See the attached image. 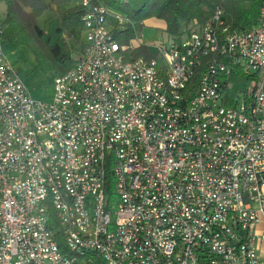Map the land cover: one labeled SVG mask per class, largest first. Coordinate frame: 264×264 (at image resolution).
Listing matches in <instances>:
<instances>
[{"label": "built area", "instance_id": "built-area-1", "mask_svg": "<svg viewBox=\"0 0 264 264\" xmlns=\"http://www.w3.org/2000/svg\"><path fill=\"white\" fill-rule=\"evenodd\" d=\"M78 3L84 49L49 101L0 38V264H264V0L245 30L217 8L155 46L162 66L125 58L123 15ZM236 70L250 104H225Z\"/></svg>", "mask_w": 264, "mask_h": 264}, {"label": "trees", "instance_id": "trees-1", "mask_svg": "<svg viewBox=\"0 0 264 264\" xmlns=\"http://www.w3.org/2000/svg\"><path fill=\"white\" fill-rule=\"evenodd\" d=\"M262 1L91 0L93 3H103L127 19L122 28L112 29L121 44H131L125 51V58L157 59L160 66L162 61L156 47L140 40L145 20L152 18L163 21L166 33L171 38L178 39L192 27L193 23L202 24L211 17L215 9L220 8L232 29L245 30L256 21ZM3 2L5 15L0 22V38L6 51L10 46H25L34 56L33 70L51 74L52 77L63 74L72 67L75 59L72 57L69 40L81 43L78 50L80 53L84 49L81 22L84 8L78 0H3ZM47 10L53 11L55 15L45 29L38 25L37 19ZM252 80L254 77L236 70L235 75L227 80L229 84L226 87L225 104L233 105L238 92H244L246 104H250L252 87L249 90L248 87ZM110 168V163L107 162L103 188L108 199L112 197L114 189V178ZM52 228L58 234V227L53 225ZM87 258L91 259L92 264H104L96 254H89Z\"/></svg>", "mask_w": 264, "mask_h": 264}, {"label": "rangeland", "instance_id": "rangeland-1", "mask_svg": "<svg viewBox=\"0 0 264 264\" xmlns=\"http://www.w3.org/2000/svg\"><path fill=\"white\" fill-rule=\"evenodd\" d=\"M4 12L5 5L3 0H0V22L3 18L2 16ZM54 15L53 11H45L37 19L38 25L46 29L48 22L54 18ZM140 40L149 45L162 46L168 43L170 36L166 33L163 26L146 23L142 29ZM69 45L72 51V57L73 59H76L80 55L78 50L80 49L81 43H75L69 40ZM7 55L14 63L19 75L26 82L31 96L40 101L51 100L53 77L51 74H43L39 71L33 70L35 66V59L30 50H28L25 46H10L7 49Z\"/></svg>", "mask_w": 264, "mask_h": 264}, {"label": "crops", "instance_id": "crops-1", "mask_svg": "<svg viewBox=\"0 0 264 264\" xmlns=\"http://www.w3.org/2000/svg\"><path fill=\"white\" fill-rule=\"evenodd\" d=\"M4 15H5V12H4L3 16H2L3 18H4ZM3 18L1 19V21L3 20ZM146 23L158 24V25L163 26L164 28L166 27V25H165V23H164L163 21H161V20H156V19H152V18L145 20V21H144V25H145Z\"/></svg>", "mask_w": 264, "mask_h": 264}]
</instances>
